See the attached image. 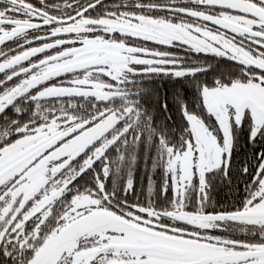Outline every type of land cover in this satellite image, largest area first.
<instances>
[{
    "label": "snow or ice",
    "instance_id": "1",
    "mask_svg": "<svg viewBox=\"0 0 264 264\" xmlns=\"http://www.w3.org/2000/svg\"><path fill=\"white\" fill-rule=\"evenodd\" d=\"M0 264H264V0H0Z\"/></svg>",
    "mask_w": 264,
    "mask_h": 264
}]
</instances>
